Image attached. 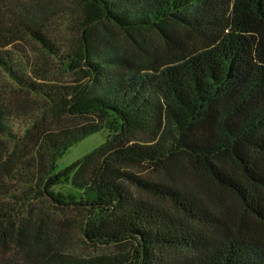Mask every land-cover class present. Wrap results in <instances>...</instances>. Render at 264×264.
Here are the masks:
<instances>
[{
  "label": "trees",
  "instance_id": "16d2710c",
  "mask_svg": "<svg viewBox=\"0 0 264 264\" xmlns=\"http://www.w3.org/2000/svg\"><path fill=\"white\" fill-rule=\"evenodd\" d=\"M74 1L58 25L0 3V244L26 259L0 260L163 264L154 254L177 248L164 264H264V0ZM104 129V145L54 172ZM41 197L127 249L61 250L31 220ZM25 230L38 234L22 245Z\"/></svg>",
  "mask_w": 264,
  "mask_h": 264
},
{
  "label": "rangeland",
  "instance_id": "374dc122",
  "mask_svg": "<svg viewBox=\"0 0 264 264\" xmlns=\"http://www.w3.org/2000/svg\"><path fill=\"white\" fill-rule=\"evenodd\" d=\"M0 3L6 6V11L14 17L22 13L29 18L41 20L49 25H58L57 20L59 17L75 15L80 9L79 5L74 0H0ZM114 35L120 38L118 30H115ZM85 82H87V79ZM17 131L21 133V127L18 128ZM15 136H19V134L15 133ZM107 139L108 131L104 129L89 135L82 141L68 148L57 158L54 172L56 173L65 169L86 155L99 149L106 143ZM198 176H202L203 184L207 185L210 189L215 188L205 174H200ZM192 177H195V175ZM8 186H10V189H13L12 185L8 184ZM67 190L66 187L62 186L55 188V192L65 193ZM32 201L34 214H32L31 220L36 219V222H40L41 229L39 231L42 232V234L47 233L51 236V239H53L52 241L54 243L57 242L61 250L75 252L77 255L84 258H92L100 255H114L127 249L125 245H104L88 239L84 235L79 222L82 220V217H84V214L80 211L73 212L70 210H63L62 207L53 204L47 198L43 197L39 199L34 198ZM219 201L229 207L230 213L242 211L236 201L227 194H220ZM11 202L12 201H10V205L12 206L15 202ZM220 207L223 208L221 205ZM253 222L254 221H250L248 224H252ZM34 223L35 221L31 222L30 225ZM37 231L32 230L28 232V230H25L23 234L13 236V239L20 240V243L24 245L28 243V241L30 242L31 240L37 239ZM4 242V245L0 244V255L2 253H8V255L13 258L26 260L22 252L15 250L17 247L15 242L10 238L5 239ZM5 245L9 246L5 248ZM180 254L181 252L177 248H164L154 255L158 260H164V264L167 260H178ZM0 264H3V259L0 260Z\"/></svg>",
  "mask_w": 264,
  "mask_h": 264
}]
</instances>
